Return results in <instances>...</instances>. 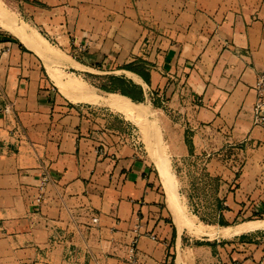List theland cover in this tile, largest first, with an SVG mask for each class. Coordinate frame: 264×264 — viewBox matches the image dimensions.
<instances>
[{"label":"crops","instance_id":"crops-1","mask_svg":"<svg viewBox=\"0 0 264 264\" xmlns=\"http://www.w3.org/2000/svg\"><path fill=\"white\" fill-rule=\"evenodd\" d=\"M1 1L63 56L59 74L106 68L155 91L170 154L212 156L202 172L217 183V218L264 215V128L251 115L264 0ZM141 61L152 70L132 69ZM60 91L39 53L0 27V264H264V227L184 240L126 115Z\"/></svg>","mask_w":264,"mask_h":264},{"label":"rangeland","instance_id":"rangeland-1","mask_svg":"<svg viewBox=\"0 0 264 264\" xmlns=\"http://www.w3.org/2000/svg\"><path fill=\"white\" fill-rule=\"evenodd\" d=\"M1 2L10 12L13 13V15H15L18 21L23 23V25L26 28L35 31L34 29L30 28L29 25L24 23L18 15L15 14V6L12 3H9L8 1H1ZM46 45L52 52H54V49L50 48L47 43ZM54 53H56L58 56L63 58V56L59 52L55 51ZM46 64L52 78L55 81L62 78L63 80H74L80 85H82L83 83V87L86 89L87 93L90 92L97 95H105L109 91H106L102 88L105 89L110 88L112 90L124 89L130 92L136 99L139 98L140 94L133 87V85L135 84H133L131 80H129L122 74L107 73L105 72L106 68L103 70L98 69L97 72L93 74H85L81 77L80 76L75 77L73 75H66V74L62 75L59 74V72L54 68L51 69L50 66L51 64L54 63H46ZM146 64H148L146 61H144L143 63L141 61V63L134 65L132 68L138 70L139 72H144L145 69L152 70V68L150 67L151 64H148V66ZM63 77H65V79ZM145 78H147L146 75ZM111 92H117V91H111ZM60 93L63 96L73 101L74 100L91 101L88 99L86 95H82V93H79L77 91H72L66 94L60 91ZM146 94L147 96L145 97L143 95V99L141 101L138 100L134 101V102H141L144 104L145 108L148 110L146 117L128 118L124 114L123 115L132 123L134 129L138 133L145 159L149 164V166L153 169L152 172L154 174L153 178L155 180L156 187L158 190H160L161 194L164 197L165 208L169 212L170 217L173 219V216L167 207L166 197L161 187L159 177L157 175L153 162L154 155H157L159 150L166 152L171 161L172 170L177 180V190L179 194V200L184 208V212L185 213L188 212L186 215L189 217L191 216V218L196 219V221L199 220L200 222L206 225L221 226L219 225L220 218L216 217V212L219 210L220 207L216 203L217 183L212 178H211L212 180L208 179L206 174L202 172V167L204 168V163L212 156L209 157L197 156L195 158H191L189 156L180 157L181 161L179 160L177 161V158L170 154V141H169L170 130L167 121L168 120L167 110L164 111L165 110L164 108H160V102H158L160 99L156 96V93L152 88H149ZM185 135H186V144L190 145L191 135H189V133H186ZM201 143H203V141ZM211 143H212L211 147L216 148L215 145L216 143L213 141L209 142V144ZM258 219H264V215L240 217L237 220L227 223L229 225H238L246 221L258 220ZM251 233L252 231H249V232L240 233L238 235L244 234L248 236ZM183 234H184V240L190 239L189 243L191 244H203L209 241L206 240L205 238H196L184 230H183ZM236 236L237 235L235 236L232 235L217 239L220 242H225L232 240Z\"/></svg>","mask_w":264,"mask_h":264},{"label":"bare ground","instance_id":"bare-ground-1","mask_svg":"<svg viewBox=\"0 0 264 264\" xmlns=\"http://www.w3.org/2000/svg\"><path fill=\"white\" fill-rule=\"evenodd\" d=\"M0 27L11 31L15 34L27 47L39 53L46 63H59L63 58L52 52L46 45L43 37L36 31L26 28L22 22L18 21L15 15L10 12L0 1ZM52 69V68H51ZM49 71V70H48ZM54 76V75H53ZM58 77V76H57ZM62 79V78H61ZM56 80L57 87L64 93L71 91H78L82 93L83 83L80 85L74 80ZM81 83V82H80ZM97 103H103L108 107L124 113L128 118H144L148 113L144 104L132 103L123 98H110L103 100L95 94L87 95ZM141 120V119H140ZM151 125V124H150ZM155 126V125H154ZM152 144V143H151ZM150 150V149H149ZM163 150V149H162ZM154 151V150H153ZM152 151V152H153ZM154 167L158 172L161 185L166 197L167 207L170 210L175 227L179 232L186 231L196 238H205L213 240L221 237L238 235L240 233L254 231L264 227V220H253L243 222L238 225H231L230 227H214L206 225L199 220L187 216L184 208L179 200L177 190V180L172 170L171 161L164 151H158L154 155ZM186 211V210H185ZM193 216V215H192ZM195 218V217H194Z\"/></svg>","mask_w":264,"mask_h":264},{"label":"built area","instance_id":"built-area-1","mask_svg":"<svg viewBox=\"0 0 264 264\" xmlns=\"http://www.w3.org/2000/svg\"><path fill=\"white\" fill-rule=\"evenodd\" d=\"M254 89L256 93V98L251 111L252 123L254 126L264 128V67L257 75V81ZM8 108L9 105L4 107L2 112L4 113L8 112ZM131 135L133 136L136 144H138L139 147H141L140 139L135 129H132ZM47 183H48V178L42 177L39 184L40 193L37 197V202H39L42 199L43 191ZM150 238L154 239L155 237L153 235H150Z\"/></svg>","mask_w":264,"mask_h":264},{"label":"trees","instance_id":"trees-1","mask_svg":"<svg viewBox=\"0 0 264 264\" xmlns=\"http://www.w3.org/2000/svg\"><path fill=\"white\" fill-rule=\"evenodd\" d=\"M133 69V68H132ZM142 78L144 79V80H147V78H145V76L144 75H142ZM133 87L139 92V98H135L130 92H128V91H126V90H124V89H120V90H112V89H105V88H102V89H104V90H106V91H109V92H111V91H117L118 93H120V94H122V95H125V96H127V97H129L132 101H136V100H138V101H141L142 99H143V91H142V89L139 87V86H136V85H133ZM219 225H221V226H227V225H229L226 221H224L223 219H220L219 220ZM207 243H209V242H207Z\"/></svg>","mask_w":264,"mask_h":264}]
</instances>
